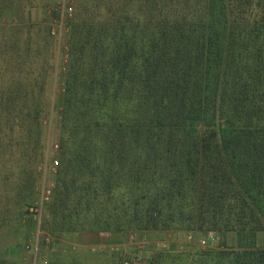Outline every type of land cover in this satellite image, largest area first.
I'll list each match as a JSON object with an SVG mask.
<instances>
[{"label":"trees","instance_id":"obj_1","mask_svg":"<svg viewBox=\"0 0 264 264\" xmlns=\"http://www.w3.org/2000/svg\"><path fill=\"white\" fill-rule=\"evenodd\" d=\"M73 3L60 70L57 6L35 39L3 38L0 264H22L37 231L49 264L105 263L63 250V236L132 231L221 240L146 264H264V0ZM56 102L59 162L37 225Z\"/></svg>","mask_w":264,"mask_h":264},{"label":"rangeland","instance_id":"obj_2","mask_svg":"<svg viewBox=\"0 0 264 264\" xmlns=\"http://www.w3.org/2000/svg\"><path fill=\"white\" fill-rule=\"evenodd\" d=\"M14 4L19 5V9L12 10L9 8L6 11H0V51H3L2 45L4 44L3 38L5 34L11 31H17L19 33L26 31L27 34L32 35L35 39V33L39 31V27L34 26V23L41 21L44 17V12L51 16V10L57 6L60 16L57 20L51 18V30L50 35L53 38L54 49L57 55V65L60 70L66 59V54L63 52L66 50V44L64 42V34L66 32L67 21L71 18L66 9L68 6L73 7L74 0H49L47 5L46 0H34L33 5L27 6L29 0H12ZM46 7V8H45ZM5 9V8H4ZM29 10V13L27 12ZM73 11V9H72ZM28 13V14H27ZM73 13L71 12V15ZM28 22L27 25L24 23ZM28 27L29 29H27ZM16 29V30H14ZM29 31V32H28ZM20 44L18 49H20ZM17 51L16 47L15 50ZM58 97V89L56 92ZM58 101V106H59ZM59 108L57 107V102L55 108L53 109L52 116V126L50 129L49 142L46 150V157L41 165L38 166V170L41 173L39 179L40 195L37 200L34 201L33 206L36 207L37 216L33 217V222L40 225L44 217V203L42 201L43 192H48L51 196V189L53 187V177L52 174L55 172L58 166V156L57 151L59 149V141L57 137L56 122L58 117ZM50 125L49 120L45 121ZM57 161V164H54ZM42 190V191H41ZM49 196V197H50ZM43 236L48 237L43 231H41ZM214 237V241L207 247H215L221 242L219 237L215 234H210ZM145 237V238H143ZM204 239V238H202ZM50 239H48L49 242ZM237 238L228 234L224 237V243L228 246L235 244ZM200 239H195L193 235H174L172 232L162 233L160 231H132L125 233H101V234H72L66 235L60 238L61 248L72 253L84 251L92 257H100L105 263L104 264H118V256L120 253H115L110 250L112 245H120L127 248L125 254H121V259L124 258L129 264H146V262L152 257V255L157 252H163V250H175L183 251L187 246L199 245ZM157 244H164L165 248H158ZM255 247L260 248L264 246V235L259 233L255 237ZM26 257L22 264H49V257L45 256L43 252V246L41 244L40 238L36 240V237L28 241L26 247ZM91 247H95V251H91ZM120 259V258H119ZM124 262V261H123ZM121 262V264H123Z\"/></svg>","mask_w":264,"mask_h":264},{"label":"built area","instance_id":"obj_3","mask_svg":"<svg viewBox=\"0 0 264 264\" xmlns=\"http://www.w3.org/2000/svg\"><path fill=\"white\" fill-rule=\"evenodd\" d=\"M71 12H72V8L70 6L67 7L66 9V13H68V15H71ZM54 164H57V161H54ZM49 191L48 192H43V195H42V201H45L47 202L49 200ZM40 235V231H37V234H36V240L39 238L38 236ZM145 238V237H143ZM214 241V237L212 235H209L207 236L206 238L204 239H201V241L199 242V245L202 246V247H207L209 244H211L212 242ZM45 242L47 243L48 242V238H45ZM157 247L158 248H165L164 244H157ZM29 248V246H27V249ZM110 250L112 252H115V253H120V254H125L127 252V248L126 247H122L120 245H112L110 247ZM91 251L94 252L95 251V247H91ZM123 264H129L127 260H124Z\"/></svg>","mask_w":264,"mask_h":264}]
</instances>
